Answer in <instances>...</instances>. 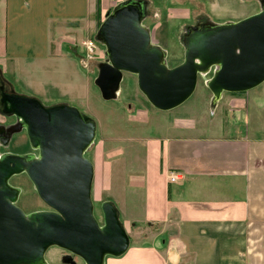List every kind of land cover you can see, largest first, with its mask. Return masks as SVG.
<instances>
[{
	"label": "crops",
	"instance_id": "obj_1",
	"mask_svg": "<svg viewBox=\"0 0 264 264\" xmlns=\"http://www.w3.org/2000/svg\"><path fill=\"white\" fill-rule=\"evenodd\" d=\"M122 1L100 0L102 20ZM97 3L0 0V77L11 70L19 77L45 80L55 72L61 80L58 91L76 94L79 85L70 77L77 68L95 76L107 59L102 49L98 61L83 58V43L98 30ZM150 6L161 12L152 1ZM145 26L152 43L163 48L154 27ZM79 50H84L81 57ZM230 96L240 107L252 103L257 119L252 127L248 112L249 127L231 135L192 134L196 126L178 120L177 135L102 138L94 173L102 193L97 190L96 196L116 206L130 238L128 251L107 257L105 264H264V88ZM52 100L58 98L50 96ZM148 112L142 109L133 119L147 124ZM15 128L0 113V150L12 138L3 135ZM118 142H125V152ZM173 173L181 179L171 182Z\"/></svg>",
	"mask_w": 264,
	"mask_h": 264
},
{
	"label": "water",
	"instance_id": "obj_2",
	"mask_svg": "<svg viewBox=\"0 0 264 264\" xmlns=\"http://www.w3.org/2000/svg\"><path fill=\"white\" fill-rule=\"evenodd\" d=\"M260 12L235 23L209 22L184 37V61L169 68L167 53L152 43L142 23L147 1L126 0L108 13L97 40L106 48L96 85L104 100L115 98L123 74L137 76L138 86L157 110L170 111L194 93L199 74L207 81L214 108L223 93H244L264 83V0ZM4 116H14L38 155H0V264H48L49 248L68 252L85 264H105L123 256L129 235L115 205L102 203L103 224L94 215V167L84 156L94 143L97 126L67 104L44 106L32 97L10 93L3 99ZM26 174L48 211L26 214L17 206L20 189L13 176Z\"/></svg>",
	"mask_w": 264,
	"mask_h": 264
},
{
	"label": "rangeland",
	"instance_id": "obj_3",
	"mask_svg": "<svg viewBox=\"0 0 264 264\" xmlns=\"http://www.w3.org/2000/svg\"><path fill=\"white\" fill-rule=\"evenodd\" d=\"M145 1H147V14L142 24L144 26L154 27L153 33L155 34V40L157 39L156 42L159 41L166 51V61L169 68H174L184 61L185 48L183 40L193 27H199L209 22L218 24L221 21L242 20L259 12L262 8L261 0ZM151 1L161 9V12L158 13L157 11L159 10L155 6H150ZM102 18L103 16L99 20L101 24L104 21ZM97 33L93 39H89L97 43V54L89 57L85 49V56L83 58L91 59L87 61L95 62L102 59L101 54L103 52L99 53L101 49L106 53L105 46L99 43L96 38ZM83 47L85 48L84 44ZM83 53L84 50L83 52L79 50L78 57H81ZM105 58L104 55L103 59ZM73 59L78 61V58L73 57ZM74 66L75 64H70L72 70L75 71ZM213 71L214 69L206 75L199 74L197 86L192 96L179 107L166 112L157 110L147 101L139 89L137 76L132 73L123 74L119 90L112 100H104L100 89L95 83L98 71L97 75L95 73V76H93L77 68L76 74L71 76L70 80L77 82L79 86L75 89L76 94H73V92L69 96H63L60 93L62 91H58L60 88L58 83H61V80L58 82L57 78H60L55 72H51L47 77L45 76V80L39 79V76L36 79L30 80L26 79V77H19L14 71L9 70L8 74L5 77H0V79L12 90L15 91L16 89V93L36 98L46 107L67 104L78 109L83 116H88L93 119L97 126L96 137L91 147L84 152V156L93 164L95 173V170L98 169L97 160L101 156L103 143H101L100 147L97 146L102 138L110 139L116 135L121 138L177 135L179 132L174 127L178 120L184 121L189 125L194 124L196 127L193 128L195 130L190 131L192 134L214 136L231 135V132H238L239 127L242 130H246L249 127L245 118L248 112L251 114L250 122L252 127L257 121L254 114H252V103H248V105L244 104L242 107L234 105L235 103H231V93H223V98L212 108L210 103L212 93L208 88L207 80L212 77ZM12 82H15V88ZM263 88L264 83L250 91H261ZM67 89L71 91V88L67 87ZM50 96L58 98V100L48 101ZM72 97H75V99ZM249 102H252V99ZM249 107L251 109L250 111ZM142 109L149 111L147 124H138L133 119ZM5 117L7 124H16V130L12 134L9 131L6 132V140L8 141L12 138L8 146L1 147L0 152L8 151L14 155H36L38 151L32 149L26 131L20 127V121L14 116ZM124 143L118 142L117 147L120 146L125 152L126 146ZM10 184L21 190L17 206L27 215L49 210V207L38 196L33 183L26 174L13 176ZM97 190L101 195L102 192L98 189V185L93 179L92 199L94 215L102 225L103 201L97 198ZM66 254L68 252L63 249L51 247L46 252L45 258L48 264H65L62 257Z\"/></svg>",
	"mask_w": 264,
	"mask_h": 264
},
{
	"label": "flooded vegetation",
	"instance_id": "obj_4",
	"mask_svg": "<svg viewBox=\"0 0 264 264\" xmlns=\"http://www.w3.org/2000/svg\"><path fill=\"white\" fill-rule=\"evenodd\" d=\"M14 92H15L14 90H12L11 88H9L6 85V83L4 81H1V79H0V113H2L3 112V109H4L3 99H5V96L7 94L14 93ZM3 139L4 140L6 139V133L3 135ZM37 155H38V152H37L36 156ZM66 255H64L62 257V260L65 261ZM70 262H71L70 264H85L84 261L81 258L77 257V256H73V258L70 260Z\"/></svg>",
	"mask_w": 264,
	"mask_h": 264
},
{
	"label": "built area",
	"instance_id": "obj_5",
	"mask_svg": "<svg viewBox=\"0 0 264 264\" xmlns=\"http://www.w3.org/2000/svg\"><path fill=\"white\" fill-rule=\"evenodd\" d=\"M83 44L85 46V49L87 51V55L89 57L93 56L94 54H97L98 47H97V43L95 41L88 40V41L84 42ZM180 179H181L180 174L173 173L170 175V181L171 182H176L177 180H180Z\"/></svg>",
	"mask_w": 264,
	"mask_h": 264
},
{
	"label": "trees",
	"instance_id": "obj_6",
	"mask_svg": "<svg viewBox=\"0 0 264 264\" xmlns=\"http://www.w3.org/2000/svg\"><path fill=\"white\" fill-rule=\"evenodd\" d=\"M97 19H98V29L101 25V21L99 22L100 20V0H98V3H97ZM92 121H94L93 119H91Z\"/></svg>",
	"mask_w": 264,
	"mask_h": 264
},
{
	"label": "bare ground",
	"instance_id": "obj_7",
	"mask_svg": "<svg viewBox=\"0 0 264 264\" xmlns=\"http://www.w3.org/2000/svg\"><path fill=\"white\" fill-rule=\"evenodd\" d=\"M117 214H118V212H117ZM118 217H119V214H118Z\"/></svg>",
	"mask_w": 264,
	"mask_h": 264
}]
</instances>
